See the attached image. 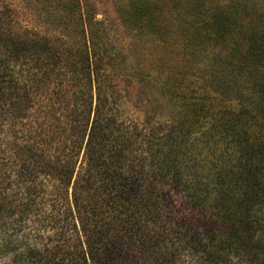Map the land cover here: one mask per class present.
<instances>
[{
	"label": "trees",
	"instance_id": "1",
	"mask_svg": "<svg viewBox=\"0 0 264 264\" xmlns=\"http://www.w3.org/2000/svg\"><path fill=\"white\" fill-rule=\"evenodd\" d=\"M134 3L138 10H123L120 19L140 27L141 38L143 28H148L161 48L155 68L169 72V81L180 84L177 74L193 73L186 58L197 56V48L204 53L214 38L219 41L235 32L240 37L233 36V42L242 46L231 53L238 74L264 97V83L252 80L264 69V7L261 11L259 1L220 0L202 12L191 4L198 14L187 23L192 26L188 32H181L190 48H183L166 27L178 31L180 25L157 21L153 10L159 6L153 7L150 0ZM139 8L148 10L141 13L140 26L135 24ZM94 45L80 47L82 60L81 55L75 57L73 66L69 50L45 46L37 52L43 70L35 87L45 90L34 94L48 92L50 76L52 82L69 76L78 83L79 69L86 71L90 90H51L50 102L34 108L28 122L22 119L32 105L25 90L15 92L10 107L19 115L11 121L9 115L0 119V226L9 228L14 237L20 234L4 244L22 247L12 248L10 264H175L180 250L199 264H232V254L238 260L264 264V155L255 142L258 131L239 126L234 130L238 136L234 155L218 156L199 174H186L196 164L188 151L196 148L181 141L185 127L173 123L163 131L160 125L154 141L146 128L152 123L149 109L140 127L126 129L118 121L119 94L91 89L93 80L98 82L89 62L90 51L96 53ZM112 57L117 60L112 65L120 70L118 52ZM215 72L208 62L201 72L203 82L229 88L225 81L216 82ZM143 97L152 109L150 98ZM145 150L150 159L138 156ZM31 235L43 242L30 244Z\"/></svg>",
	"mask_w": 264,
	"mask_h": 264
},
{
	"label": "rangeland",
	"instance_id": "2",
	"mask_svg": "<svg viewBox=\"0 0 264 264\" xmlns=\"http://www.w3.org/2000/svg\"><path fill=\"white\" fill-rule=\"evenodd\" d=\"M218 1L220 0H150L153 7L159 6L158 10L157 8L153 10L155 16L157 15V21L167 19L172 21L173 25H180L178 31H173L169 25L166 27L171 29L172 37L179 38L183 48L193 47L181 34L188 32L192 27L189 24L198 14L191 4L198 5L197 8L202 12L203 8L212 7ZM252 1L256 3L259 1L261 11L263 10L264 0ZM137 7L139 5L132 4V0H0V119L9 115L8 120L11 121L19 115L16 112L13 114L10 107L12 94L15 100V92L21 93L25 90L27 103L32 105L29 111L26 109L27 114L22 119V122H28L27 119L32 117L30 113H33L34 108H41L50 102L51 98L48 96L51 90L78 92L90 90V85L86 83V71L79 69L78 83L69 76L62 81L59 79L52 82L53 76H50L49 80L46 78L48 92L34 94L45 90L44 87H35V82L43 70V65L37 64L39 62L37 52L45 46H52L51 49L54 48V51L58 48L64 53L69 50L68 61H71L70 66H73L75 57L81 55L78 58L82 60L79 48L85 50L84 45L95 44L96 53L90 51L89 62L94 68L98 82L96 79L93 80L91 89L102 90L103 93L113 92L114 97L115 93L119 94L121 116L118 121L126 129H131L132 125L140 127L145 116L144 112L149 109L152 123L146 128H149V132L153 134L154 141H158L154 133H157L160 125L163 131L169 130L173 123L185 127V131L180 133L181 141L187 140L192 143L193 148H196L188 151V156L195 158L196 164L194 167H188L190 170L186 174L190 171L189 174H199L218 156L234 155L236 149L234 139L238 138L234 135V130L241 125L245 130L254 128V131H258L259 137L254 136V138L259 144L260 153L264 155V97L260 91L252 89L251 83L243 78L242 74H238V69L235 67L237 61L235 62L233 56L231 57V53L242 48L235 46L232 39L233 36L239 38L240 35L235 32L227 33L226 37L220 38L219 41L214 38L213 41L217 45L215 46L212 41L211 48L208 47L204 53L197 48V56L189 54L186 60L188 65H192L193 73L185 75L186 77L177 74L176 81H181L178 84L169 81V72L155 68V56L161 48L156 47L157 44L148 32V28L142 27L148 34L145 32L141 38L140 27L129 26L121 21L120 17L123 16L121 11H136ZM139 12L135 18L136 25L141 22V13H148V10L139 8ZM235 30L238 31L237 28ZM202 31L206 34L205 29ZM197 49L195 48L196 52ZM114 51L118 52L120 70L112 65V62L117 61L112 57ZM215 51L217 53H214ZM208 62H212L216 71L214 76L216 82L225 81L230 84L229 88L221 83L211 87L203 82L201 72ZM75 65H80V62ZM200 69L201 71H198ZM258 76L252 80L256 85L261 86L264 83V69L260 70ZM170 82L172 83L169 85ZM144 90L148 91L145 92L147 94H141ZM143 96L150 98L149 104L154 106L152 109ZM201 106L206 109L205 112L198 109ZM7 107L8 113L5 114ZM250 111L255 118L251 116ZM165 120L166 126L162 124ZM137 154L141 157L150 156L148 150ZM149 168L155 167L149 166ZM176 196L181 197L180 194ZM10 233L9 228L0 226V264H10V258L15 252L12 248H16V251L22 248L18 244L14 247V242H9V246L3 243L8 238L12 240L20 238V234L14 237ZM29 242L38 245L43 241L31 235ZM181 243L182 240L178 241L177 245ZM232 260V264H257L247 261L244 257L238 260V256L235 257L234 254ZM174 263L199 264L184 250L175 254Z\"/></svg>",
	"mask_w": 264,
	"mask_h": 264
}]
</instances>
